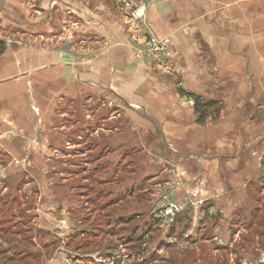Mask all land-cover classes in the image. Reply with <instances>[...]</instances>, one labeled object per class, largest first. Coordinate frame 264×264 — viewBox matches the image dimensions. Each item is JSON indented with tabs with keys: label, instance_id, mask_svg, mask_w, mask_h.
<instances>
[{
	"label": "rangeland",
	"instance_id": "374dc122",
	"mask_svg": "<svg viewBox=\"0 0 264 264\" xmlns=\"http://www.w3.org/2000/svg\"><path fill=\"white\" fill-rule=\"evenodd\" d=\"M2 1L0 9L7 12H57L61 6L66 9L67 4H71L70 0H46L45 3L13 0V7L9 3L5 6ZM104 1L111 6L114 1L115 8H121L119 0ZM143 1L147 6L154 0H140L136 8L127 4L130 5L127 11L133 14ZM258 1L263 4L262 0ZM261 3L256 2L254 9L259 28L262 17L264 22ZM219 6L223 9L216 12H186L183 19L176 13L175 32L179 33L165 58H150L144 51L151 31L143 13H140V25L131 36L137 40L135 47L142 63L139 71L144 89L175 92L183 89L205 99L222 101L223 108L217 119L208 117L204 123H198V114L192 107L189 122L187 109L193 106V100L181 95L185 98L181 127L182 122H189L183 130L186 143L180 139L172 144L160 120L147 123L154 131L152 137L144 129L143 138L135 135L136 140L121 126L124 115L107 123L103 118L107 112L96 108L98 104L112 106V96L91 103H86L84 96L74 99V103L69 97L66 100L59 97L54 103L57 110L51 111L54 105L47 106L46 113L41 115L34 109L33 122L31 113H22V126L15 122L11 134L16 136L22 129H30L32 138L41 142L33 145L31 140L18 145L16 137L0 142V264H264V176L252 181L251 188L249 181L237 186L240 194L237 208L230 215V221L231 208L226 209L227 217L218 232L223 237L231 235V239H213L214 231L208 227L192 232L180 230L182 224L177 222L184 218L189 224L186 217L191 212L210 210L208 201L203 197L198 199L194 193L208 182L199 167L200 159L204 158L199 149L208 150V145L194 148L198 134L202 130L215 134V124L223 125L220 128L224 133L225 128L232 125L236 128L240 119L241 122L255 119L264 122V65L258 64L257 58L251 63L253 51L245 47V41H235L238 34L245 37L242 28L246 23L240 22L238 31L229 4ZM65 15L71 19L69 12ZM50 16V25L55 27V16ZM57 28L60 31L59 24ZM30 34L26 39L38 45L42 40L40 34ZM232 37L234 40L230 41ZM73 38L78 37L68 21L62 24V32L57 35L55 31L46 33L43 43L53 51L55 39L70 42ZM238 43L242 46L230 47ZM95 51L102 50L99 47ZM254 51L257 57V50ZM107 107L105 109L109 110ZM118 109L108 113L113 114ZM90 110L95 113L91 114ZM233 118L236 119L231 121ZM104 126L113 128L114 132L126 130L128 134L120 138L114 134L121 140L118 145L102 136L90 137V130ZM260 137L264 140L262 135L257 136ZM252 141L245 142H248L249 152L261 162L256 167L264 171V150L252 146ZM190 143L193 144L189 146ZM230 145L228 142L221 147L222 151H227L224 154L233 153ZM175 146L180 149L179 153ZM33 152L39 157H34ZM173 156L179 157L178 160H171ZM168 169L178 173L166 176ZM154 190L158 198L168 194L175 200L186 198L187 202L190 199L192 202L172 222L168 220L171 223H163L155 213L161 204L159 200L155 202ZM144 199L151 203L148 208L137 207ZM215 214L214 210L209 216L216 220ZM214 219L209 220V226ZM201 239L205 241L201 243Z\"/></svg>",
	"mask_w": 264,
	"mask_h": 264
},
{
	"label": "crops",
	"instance_id": "0c3cea01",
	"mask_svg": "<svg viewBox=\"0 0 264 264\" xmlns=\"http://www.w3.org/2000/svg\"><path fill=\"white\" fill-rule=\"evenodd\" d=\"M45 1L42 0L44 3ZM60 1L63 2V0ZM119 1L120 9L115 8L116 3L114 1L112 2L113 6H111L104 0L101 3H96L95 0H70L71 4L69 6L67 4L66 9L61 6L57 12H7L0 9V142L6 139L14 140V137H16L15 140L18 145L21 144L20 142L26 143L31 140H33V145L41 142L32 138L30 129H22L21 134H16V136L11 133L15 127V122H19L22 126L20 118L22 113L26 115L28 112L31 113L33 122L36 118L33 110L36 109L38 113L44 115L47 109L45 107H52L56 98L61 97L62 99L63 97L66 100L69 97L74 103V99L84 96L87 99L85 100L86 103H91L99 98L101 100L104 97L111 99L112 96L114 98L112 103L114 104L109 105L112 108L99 104L96 108L97 111H102V113L107 112L103 116L107 123L114 122L124 115V126L121 125V122L120 125L128 129V132L132 133L134 138L136 135L142 139V130L144 129L149 133V137L154 134V131L149 129L151 124L147 123L149 121L151 123L159 122L160 120L161 127L168 130L172 144L179 142L180 139L186 143L187 136L183 130L190 122V112H192V107L194 108V100L190 98L193 100V106L191 105L187 109L189 122H182L183 127H181L185 98L181 96L183 94L180 91L183 89H179V92L163 89L156 91L151 88L150 90L144 89L141 82V72L139 71L142 63H139L141 60L135 47L137 46V40L131 39L134 34L133 31L138 28V25L130 17L132 12L127 11L131 4L135 5V8L139 6L140 0H128L127 2L122 0L125 6L121 0ZM262 1L263 4L258 0H154L148 3L146 7L141 8L139 13H143L154 36L158 38L169 36L173 43L179 33L175 32L176 13L179 14L180 19H183L186 12H216L223 9L218 5L229 4V8L235 14L236 29L239 31L238 24L240 22L243 23L244 21L246 23V26L242 28L245 37L238 34L235 41H239V39L245 41V47L253 51L251 63L254 62V58H257L256 62L264 65L263 17L260 20L262 24L259 22L261 25V28H259L254 16L256 2L257 5L261 3V6L264 7V0ZM2 3L5 6L9 3L14 7L13 0H5V2L3 0ZM65 12L70 13L71 19L67 18ZM261 12H263L262 9ZM52 14L55 16V27L50 25L52 21L50 15ZM117 14L119 15L117 16ZM68 21L78 38H73L70 42H63V40H58L59 38L55 39L53 51H51L48 49V45L43 43L44 35L51 33V31H55L57 35L62 32V24ZM57 23L61 27L60 31L57 28ZM206 31H208V28ZM30 33L40 34L42 40H39L38 45L26 39L30 37ZM233 40V37L230 38V41ZM241 46L239 43L230 45L232 48ZM99 47L102 51H95ZM254 50H257V57ZM80 55L85 57L82 58ZM56 104L51 108V111L57 110L55 109ZM25 105L31 107L26 109ZM105 107L109 110L120 109L113 114H109V110ZM242 107L243 105L238 108ZM91 112V114L95 113L94 110ZM147 114L150 116H147ZM44 117L47 120L46 116ZM175 117H177V120H174ZM235 119L233 118L231 121ZM240 122L241 119L238 120L236 128H234V125L230 126L232 130L225 128L224 133L221 132L222 128H220L223 125L215 124V134L202 130L196 138L197 144L194 148H200V145L204 144L208 145V150L199 149L204 155V158L200 159L199 167L205 173L208 182L194 193L198 195V199L203 197L204 200L208 201L207 205H209L210 210H208L209 212H206V209L199 210L197 214L190 213V232L196 231L197 227H208L214 231L213 239L222 238V234L218 232L227 217L225 211L228 207L231 208L228 215V221H230L232 219L230 215L238 205L239 198L237 195L240 194L237 186L245 182L247 184L249 181L251 188L252 181L255 180L256 182V179L264 176L263 169L260 170L256 167L258 162L261 163L260 160L249 152L250 148L246 145L248 142H245L253 140L255 142L252 141V146L264 150V140H261V137L260 139L257 138L258 135L264 137V125H261L264 122L258 119ZM155 126L157 125L155 124ZM46 128L47 126H45ZM115 128L117 129L116 126ZM176 128L179 131H175ZM45 129L43 133L46 132ZM128 132L126 130L124 132L119 130L114 132L113 128L104 126L90 130V137L102 136V139L107 140L109 143L115 141L113 145H118L120 135H127ZM114 134H118L119 138L114 137ZM157 134L158 132L155 129V136ZM180 135H182V138H175ZM63 136L64 134L60 136V143L63 142ZM228 142L231 144L229 150L233 153L224 154L223 152L227 151H222L221 147L227 145ZM191 144L193 143H190L189 146ZM175 147L177 153H179L180 149H178V146ZM224 149L228 150L227 148ZM19 152L21 154L22 150H19ZM34 157L39 156L34 153ZM173 157L171 159L173 161H177L179 158ZM169 173L168 169L164 174L169 176ZM190 176L193 175L190 173ZM242 178L244 179L242 180ZM192 183L195 182L192 181ZM246 189L245 192L248 194L249 188ZM159 190L158 188V193ZM155 195V202L158 200L162 202V196L158 198L157 191H155ZM167 195L165 196L168 199H174L173 196ZM253 199L255 201V197ZM214 210L217 216L216 220L209 216L211 211ZM211 219L214 220L209 226V220ZM185 223L186 220H183L182 224ZM230 234H232V229ZM230 236L223 238L228 237L231 239ZM203 241L205 239L200 240L201 243Z\"/></svg>",
	"mask_w": 264,
	"mask_h": 264
},
{
	"label": "built area",
	"instance_id": "2783aa9c",
	"mask_svg": "<svg viewBox=\"0 0 264 264\" xmlns=\"http://www.w3.org/2000/svg\"><path fill=\"white\" fill-rule=\"evenodd\" d=\"M146 7L145 1L141 2V7L139 10L133 12L132 19L137 22V25H140V17L141 14L140 9ZM172 39L169 36H165L162 38H158L153 34H149V37L146 38L144 44V51L150 55V58L157 57V58H165L169 56V51L172 46ZM170 175L174 176L178 172L176 170H169ZM172 187H174L173 183H171ZM162 202H160L161 206L159 211H156V216L159 217L163 223H171L175 217L181 214L182 211L187 209L191 204V199L189 202L185 199L182 200H175V199H168L165 195L163 196ZM171 221V222H168Z\"/></svg>",
	"mask_w": 264,
	"mask_h": 264
},
{
	"label": "trees",
	"instance_id": "16d2710c",
	"mask_svg": "<svg viewBox=\"0 0 264 264\" xmlns=\"http://www.w3.org/2000/svg\"><path fill=\"white\" fill-rule=\"evenodd\" d=\"M183 95H186L189 98H192L194 100V110L196 111V113L198 114V118L197 121L198 123H204L208 117H212L213 119H217L221 113L222 110V106L223 103L221 100L218 99H205L204 97H202L201 95L195 94V93H191V92H187L184 90L180 91ZM140 179H138L139 181ZM139 183V182H138ZM146 199H144V202L138 203L137 207L140 208H148L149 203L145 202ZM182 217V216H181ZM186 218L189 219V216H187ZM186 220L184 218L179 219L177 222L182 224V221ZM191 220H189L190 222ZM190 223L188 224V221L186 220L185 224H182V227L180 230L182 229H189L190 227ZM200 229H202L201 227H197V230L199 231ZM179 230V231H180ZM196 230V231H197Z\"/></svg>",
	"mask_w": 264,
	"mask_h": 264
}]
</instances>
